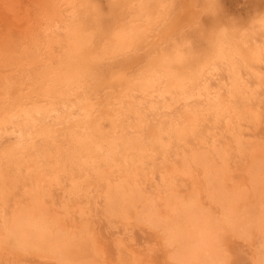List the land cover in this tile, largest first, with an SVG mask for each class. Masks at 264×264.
<instances>
[{
	"label": "snow or ice",
	"instance_id": "obj_1",
	"mask_svg": "<svg viewBox=\"0 0 264 264\" xmlns=\"http://www.w3.org/2000/svg\"><path fill=\"white\" fill-rule=\"evenodd\" d=\"M172 8V0H112L108 9L95 0H51L37 6L35 23L40 32L58 38L61 64L67 53H83L87 70L29 74L27 91H23L17 89L16 69L5 58L0 89V129L5 130L0 136V215L10 216L11 210L14 218L19 210L29 221L43 222L55 210L65 222L77 226L71 237L100 257L108 252L100 246L98 228L107 222L109 232L117 233L119 264H128V256L135 257L136 264H158L151 257L162 250L169 264H196L178 254L182 235L167 226L156 206L162 199H182L179 181L198 178L193 165L204 167L208 175L209 151L232 175L246 166L254 145L258 143L264 151V43H250L247 30L237 29H220L206 37L201 33L203 39L198 40L193 32L179 27ZM259 23L264 26V17ZM257 65L261 70L253 73L256 79L245 78L243 70ZM224 70L228 78L222 87L212 88V81ZM237 97L241 103L233 102ZM195 100L205 101L196 113L190 107ZM181 104L179 118L167 124V140L151 136L148 129L153 118L159 119L163 130L168 114ZM209 116L226 125L231 139L225 144L215 138L211 144L201 139L189 146L188 138L196 136ZM122 122H126L123 131ZM61 130L65 136L70 134L80 150L69 156L71 167L67 163L53 166L57 170L50 174L47 168L53 153L47 142L65 138ZM97 136L111 138L109 149L97 142ZM174 139L177 145L191 147L183 165L178 146L177 158L169 157ZM121 143L127 154L120 170L100 167L99 161L111 160ZM260 187L258 226L264 236V160ZM57 191L62 193L59 198L54 195ZM36 210L39 217L33 215ZM121 227L123 235H119ZM128 227L151 230L158 239L141 252L132 247ZM256 227L254 214L235 219L226 209L216 223L220 251L216 264H233L223 246L228 233L252 243ZM4 243L14 252L40 251L50 257L47 264H68L63 248L46 246L26 232L10 233ZM255 254L259 255L255 264H264V241Z\"/></svg>",
	"mask_w": 264,
	"mask_h": 264
},
{
	"label": "bare ground",
	"instance_id": "obj_2",
	"mask_svg": "<svg viewBox=\"0 0 264 264\" xmlns=\"http://www.w3.org/2000/svg\"><path fill=\"white\" fill-rule=\"evenodd\" d=\"M25 2V7L21 6V9H19L16 18L14 19L18 22L14 21V23H10L11 26L13 25V27L16 28L15 32H22L21 37L15 39V42L11 44H9V40L13 39H7L8 41L6 42L0 40V44H2L0 45V89H3L4 87L2 76L6 57L17 71V89L23 91H27L29 74L35 76L36 74L42 72L47 66L58 67L61 63L60 53L62 49L57 43L58 38L55 36L45 35L43 32H40L35 23L37 6L49 3L51 0H25L24 3ZM10 10L12 11V8ZM15 32L10 33L14 34ZM36 33H39V35H35ZM11 37H13V35H11ZM11 37L9 36V38ZM260 70L259 65H257L251 71L244 69L243 75L245 78L255 80L256 78L253 73L259 72ZM227 78L228 71L224 70L220 74L218 80L212 81L211 87H222L223 82ZM223 95L227 99V90L224 91ZM233 102L241 103L242 99L237 97ZM255 103L257 106L259 105L258 98ZM203 105H205V101L202 100H195L190 103V107L194 113L199 112L201 110V106ZM182 112L183 105L181 104L176 112L169 113L168 116L170 119L169 121H164L165 126L163 130L159 128V119L153 118V123L148 129L150 135L162 137L167 140L168 137L164 135V133L167 132V124L172 118L178 119ZM112 114L114 115V113ZM179 122L183 124L185 121L181 119ZM20 123L23 124V120H21ZM124 124H126V122H122L121 131H123ZM67 127H70V125H66V128ZM26 130L27 129L25 128V131ZM7 131L10 132L11 129L9 128ZM4 132L5 130L0 129V136H3ZM257 135H259V130H257ZM61 137L65 138L58 139L55 144L50 141L47 142L48 147L53 153L52 159L48 161L49 167L47 168V171L50 174L57 170V167L53 166L63 167L67 163L68 166L71 167L72 164L69 161V156L80 150L79 147L72 141L70 134L65 136V130H61ZM214 138L217 139L220 144H225L231 139V136L226 125L222 122H216L214 116H209L207 120H203L201 122V126L199 127L196 136L188 138L187 144L189 146L197 145L201 139H206L208 144H211ZM97 142L103 144L107 150L110 147L111 138L97 136ZM177 146L180 149L179 162L183 165L185 152L191 154V147H186L184 144L177 145L174 139L173 148L169 153V157L171 159L177 158ZM91 150L95 153L94 146H92ZM126 154V149L121 143L119 145V150L113 152L112 159L108 161H99V166L105 170L118 172L120 170L118 166L124 164V157ZM160 160H164L163 152L160 154ZM246 160L245 175L243 173H239L238 177L234 179V175L224 171L219 165L218 157L209 151L206 162L208 175H205L204 167H197L196 165H193L194 169L198 173V178L195 182L191 178L181 179L179 181L178 191L182 199H162L156 206V210L162 217L165 218L167 226L179 229L182 235V240L178 245L177 252L182 258L194 261L196 264H216V262L220 259V251L217 246L218 241L216 238V223L218 218L225 213L226 209L235 219H241L249 213L254 214L257 218V227L252 243L240 238L239 235L228 233L223 239V246L226 248L229 240L239 238L245 241L244 243H246V246L252 253V258H258V254L254 255V253L260 243V232L258 226L261 197L260 166L261 161L264 160V151L261 150L258 143L253 146L251 154L246 157ZM249 170H251V172ZM75 172L76 178H80L81 173L79 168H76ZM70 179L71 177L65 178L66 181H70ZM149 187H154V185L150 184ZM22 193L23 189H21V194ZM54 195L59 198L62 196V193L57 191L54 192ZM13 207H15V199L13 201ZM9 214L12 216L11 210ZM33 215L35 217H39L40 213L36 210L33 212ZM14 218L20 219L25 224L27 229L26 233L32 238L39 239L44 245L53 248H62L69 245L71 243V234L77 227L72 222H65L61 219L55 210L49 211L47 219L43 222H37L36 220L29 221L19 210H17ZM102 224H100L99 228ZM98 232L100 231L98 230ZM124 232L125 230L123 233ZM134 241H136L135 238ZM100 246L101 248L106 249L107 252L109 251V248L106 245L103 246L100 244ZM24 252L25 251H10L8 258L16 262L17 256L22 253L24 255ZM28 252L31 253V251ZM34 252L35 251H32V253ZM29 253H27L28 256L32 254L31 253L29 255ZM162 253V260L167 259V252L162 250ZM36 254L46 261L43 264H47L50 260V257L45 256L40 251H36ZM3 255L4 253L0 251V256Z\"/></svg>",
	"mask_w": 264,
	"mask_h": 264
},
{
	"label": "clouds",
	"instance_id": "obj_3",
	"mask_svg": "<svg viewBox=\"0 0 264 264\" xmlns=\"http://www.w3.org/2000/svg\"><path fill=\"white\" fill-rule=\"evenodd\" d=\"M101 8L108 9L112 0H95ZM155 3L156 0H150ZM172 14L182 29L194 33L198 40L203 36H210L220 29L247 30L250 43H264V26L259 21L264 17V0H172ZM85 54H66V60L58 67L47 66L42 72L63 71L75 72L86 71ZM261 203V201H260ZM260 211V209H259ZM26 232L25 224L18 218L0 215V251L4 253L0 256V264L11 261L8 254L11 249L5 247V237L13 232ZM264 241V236L260 234V243ZM259 243V244H260ZM151 244L141 246L142 252ZM64 258L68 264H119L121 259L118 251L108 253L105 257L97 256L90 247H81L79 243L71 237V243L62 247ZM159 255L151 257L158 261V264H169L168 258L160 260ZM128 264H136L135 257H126ZM254 259L251 264H255Z\"/></svg>",
	"mask_w": 264,
	"mask_h": 264
},
{
	"label": "rangeland",
	"instance_id": "obj_4",
	"mask_svg": "<svg viewBox=\"0 0 264 264\" xmlns=\"http://www.w3.org/2000/svg\"><path fill=\"white\" fill-rule=\"evenodd\" d=\"M12 1L13 0H7V1L6 0H0V17H1L0 18V33H1V35H0L1 39L0 40H2L3 42L8 41L9 39L15 40V39L21 37V33H22V32H19V33L15 32L16 28L13 27V25L11 26L10 23H14V21H15L14 19L16 18L17 12L19 11V9H21V6L25 7L26 2L24 3L25 0H14L13 2ZM2 7H3V9H2ZM11 8H12V11H14V12H12L10 10ZM3 11H4V13H3ZM15 22H18V21H15ZM10 32H15V33L11 34ZM11 35H13V37H11ZM9 36L11 38H9ZM0 45H2V44H0ZM240 170L233 176L234 179L238 177L239 173H243L245 175V166L242 167ZM98 230L100 231L99 234L102 235V236L100 235V244L103 246L106 245L109 248L108 253L115 252L116 249H115V243H114L115 240L114 239L117 236L116 235L117 233L115 231H112L110 233L109 232V225L105 222L101 225V227ZM124 230H125V228L121 227L119 235H123ZM127 231L133 233L134 237L132 238V242H133L132 247L134 249H139L141 246H144L146 244H153L158 239L157 235L155 233H153L151 230L141 229L138 227H136V228L128 227ZM114 235H115V237H114ZM111 237H113L114 239ZM134 238L136 241H134ZM228 242L229 243L227 244L226 248L231 253L230 258L232 257L231 260L233 261V264H251V262L254 259L252 258V253H251L250 249L246 246V243H244L245 241H243L239 238H234V239L229 240ZM110 246H111V248H110ZM24 253L27 256L25 254L23 255V253L21 255L19 254V256H17V258H16V264H43L44 262H46L45 260L42 259V257L40 258V256H38L36 254V251L34 252L35 254L32 253V251H31L32 254L27 251V253H29V255L31 254L32 256L31 255L28 256L26 251ZM162 254L163 253L161 251V253L159 254V257H158L160 260H162ZM22 255H23V257H22Z\"/></svg>",
	"mask_w": 264,
	"mask_h": 264
}]
</instances>
